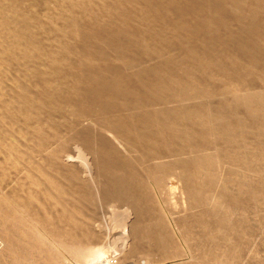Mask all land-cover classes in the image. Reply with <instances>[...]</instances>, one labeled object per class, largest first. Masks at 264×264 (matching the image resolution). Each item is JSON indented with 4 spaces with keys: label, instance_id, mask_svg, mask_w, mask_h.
<instances>
[{
    "label": "bare ground",
    "instance_id": "bare-ground-1",
    "mask_svg": "<svg viewBox=\"0 0 264 264\" xmlns=\"http://www.w3.org/2000/svg\"><path fill=\"white\" fill-rule=\"evenodd\" d=\"M221 3L228 9L227 0ZM198 4L201 9L196 13L194 8ZM236 10L233 11L237 13ZM185 15L194 16L191 19L197 26L182 25L180 18ZM210 15L212 0H0V181L10 172L15 175L21 172L30 188L39 189L40 181L46 190L63 195L65 185L62 187V180L59 183L50 177L51 165H61L63 173H69L76 163L82 164L86 167L84 174L95 177L92 174L101 170L102 163H120L119 166L129 169L127 181L144 189L145 198L153 197L146 202H152L161 211L162 197L173 180L182 189L179 193L185 196L180 199L182 208L200 205L205 209L204 218L213 221V206L217 214L228 212L229 217L225 216L228 226L238 222L239 214L229 215L230 207L229 211L223 209L227 198L237 206L239 197L217 190L227 183L233 188L236 185L237 189L242 188L243 183L229 175L237 161L229 158L225 164L218 165L212 130L214 122L225 127L228 134L221 140L230 152L240 143L247 144V139L236 137L241 122L234 116L233 121L230 117L227 122L212 115V88L208 87V82H203L205 79L199 81L192 76L193 68L188 69L189 75L184 69L187 65L171 68L173 61L166 59L150 74L141 69L142 64L149 63L150 57L164 59V55L182 52L183 40H188L192 49L194 43L199 42L200 34L211 36ZM155 26L170 30L176 49L162 48L161 40L156 45L162 52H154L155 47L151 50L146 45L144 34L148 36V30ZM179 29H183L181 37ZM131 32H135V37ZM123 37L124 41L129 38L125 46L120 45ZM192 53L194 63L200 54ZM209 67L211 64L204 65L205 69ZM81 126L84 127L71 138V128ZM128 153L127 157L123 156ZM130 162H134L133 165ZM56 169L57 174L62 173ZM117 171L111 172L114 180L121 178ZM30 173L38 179L37 183ZM84 176L77 178L85 181ZM258 189L252 194L253 198L264 200V189ZM43 192L42 199L47 200L44 203H52L50 193L44 189ZM80 196H76L78 201H81ZM34 197L28 194V198ZM0 200L4 204L5 199ZM31 201L38 206L39 213L30 208L23 212L10 207L8 220L12 223L6 228L0 226V264H63L65 260H60V250L74 261L84 257L89 264H113L111 259L100 256L103 251L101 254L96 251L102 246L93 231L88 232L89 225L81 226V222L74 219L76 214L70 212L71 215L67 207L50 219L53 205H48L49 208L39 205L38 198ZM167 210L170 209L166 206L165 216ZM79 238L84 243H80ZM182 243L187 244L185 240ZM231 244L233 248L232 241ZM97 257H102L101 263ZM115 263L122 264L121 260Z\"/></svg>",
    "mask_w": 264,
    "mask_h": 264
},
{
    "label": "rangeland",
    "instance_id": "rangeland-1",
    "mask_svg": "<svg viewBox=\"0 0 264 264\" xmlns=\"http://www.w3.org/2000/svg\"><path fill=\"white\" fill-rule=\"evenodd\" d=\"M221 2L222 0H212V16L210 15L212 19L211 36L199 33L200 36L198 38L200 40L198 43H194L195 47L192 49H190V44L187 43L188 40H183L185 48L182 52L173 51L175 54L170 53L168 56L164 55V59L160 57L154 60V57H150V60H148L149 63L142 64L144 67L141 69H144V71L150 74L166 61V59H171L173 61L171 68L174 66V68L177 69V66L181 64L187 65L188 68L184 69L187 70L189 75H191V73L188 69L193 68L192 76H195L199 81L205 79L203 82L206 84L208 82V87L212 88V115L216 118H220L219 120L227 119V122H230L228 120H231L232 116H234L241 122V128H237L240 132L236 134V137L238 139H247V144L244 145V143H240L238 147H233L230 152L223 147V141L221 140V138H226L228 134L225 127L214 122L212 130V143H214L213 146L217 149L215 157L218 159L216 161L218 165L221 166V163L229 158L230 160L236 159L238 162L235 161L234 168L232 167V169H230L229 175L234 177L237 182L239 180L240 183H243L242 188L237 189L239 187L238 185L233 188L228 185L230 183H227L226 185L228 186L225 185L224 188L217 190L222 191V194L225 193L223 190L226 192L229 191V193L231 192L235 197H239L237 206L232 205L231 200L227 198V205L224 206L223 210L229 211L231 209L229 215L234 214L237 216L239 214L240 220L228 226V221H225L227 220L225 216L229 217L227 215L228 212L225 214H217L216 212L218 210L216 207L212 206L213 221L204 218V214H206L205 209L200 205H190L188 208L187 205H184L182 208L180 199H185V196L179 193L182 189L180 190L178 188V183L173 180L169 182V188H166L165 195L162 197L163 204L159 199L160 202H158V204H162L161 211L160 208L151 201V203H147L150 199H153V197L150 196V199L145 198L144 189L141 190L138 184L132 183L130 180L127 181L129 179L127 170L129 169L119 166L120 163L118 162L120 161H114L118 164L102 163L101 170L96 174H92L95 177H92L90 174H84V172H86V167H83L82 164L77 165L76 163L74 168L71 169L72 171H69V173L67 171L65 172L66 174L63 173L62 170L64 167L61 165H51L50 177H53V179L57 180L59 183L61 182L60 180H62L63 182L60 183L62 187L65 185L63 187V195H59L56 191H52V189H50V191L47 189L50 193V201L52 200L53 204L51 202L50 204L44 203L47 202V200L44 198L42 199V194H44L43 189L46 192L47 190L31 173V179L33 181L35 180L34 182L36 183L37 181L40 183L41 187L39 189L30 188L31 185L23 181L21 172H16V175L15 172L8 173L5 179L0 181V198L2 197L5 199V201H3L4 204L0 200V226L2 228L10 226L12 223H10L11 220H8L10 216V207H16L17 210H22L23 212L30 208L39 213L40 209L31 201V199L35 200V198H38L39 205L44 204L48 208L53 205V207L50 208V211L53 212H50V219H52L56 213L61 212L62 208L67 207L69 213L76 214L74 219L76 217V220L81 222V226L88 227L89 225L87 228L88 232L91 233L93 231L92 233L99 239L100 246H102L101 248L98 246L96 251H101L100 253L98 252V254H101L103 251V255L101 254L100 256H102L103 259H111L113 264H116L115 262L117 260H121L122 264H264V200H262V198L256 200L252 196L255 191L259 190L258 187L264 189V0H231V3L230 0H227L228 9L222 7ZM235 5H237V7H235ZM229 6L231 7L229 8ZM237 8L238 10H236ZM199 9H201V7L198 4V7L196 6L194 10L196 13H199ZM233 10H236L238 14ZM232 14L234 16H231ZM183 17L180 18V23L184 26L186 25L187 28L194 27V25L198 24L191 19L194 16L185 15ZM120 26H114V28L120 30L122 27ZM151 28L152 29L148 30V36L145 33L146 35L144 34V37L148 42L146 45L149 46L151 50L153 47L156 48L152 51L162 52V49L158 46L160 40L162 48L166 47L169 50L177 48L176 45L173 44L174 40L170 38L169 29L167 30L165 27L159 26ZM183 29H179V37L183 36ZM131 34L135 37V32H131ZM126 41L129 42V38H126L124 41L123 37V40L120 39V45L125 46ZM204 44L206 46H204ZM154 52L151 53L153 54ZM192 52H198L200 54L194 59V63L191 61V57L193 56ZM138 61L141 60L139 59ZM206 64H211V67L205 69L204 65ZM225 106H227V108H225ZM83 127L84 126L71 128L69 136L73 138L75 134H77V131ZM216 138H218V141ZM214 139H216V141ZM124 155L127 157L129 153L123 154V156ZM70 159H73V156H70ZM62 163L66 165L64 162ZM130 163L132 164L134 162ZM248 167L250 168L248 169ZM56 168L60 169L59 171L62 173L57 174ZM52 170H55V172ZM114 171H117L121 178H123L122 181H120L121 178H116L117 182L115 184H113V182L116 180H114L115 178L111 175V172ZM81 175L86 176V178L85 176L83 177L85 181L80 180V182L78 180ZM224 176H228V174ZM183 181L186 184V180L184 179ZM82 183H84V185H82ZM97 185L100 187H97ZM149 185L151 186L152 184ZM114 187L117 192L113 190ZM29 188L30 190H27ZM79 192H82V195ZM88 192L92 194H88ZM110 192L114 194L111 195ZM30 193L35 197L28 198V194ZM78 194L79 196L81 195V198L83 197L85 202H83L84 200L81 198V201L77 200L76 196H78ZM114 196H117V199ZM56 201L58 202L56 203ZM91 201H93V203H91ZM62 203L64 206L61 205ZM72 203L74 204L72 205ZM69 204H71V206ZM72 206L74 208H72ZM164 206H167V209L171 210V213L170 210H167L168 213L166 216L164 214L166 212ZM55 207H57L59 211L55 209ZM215 213L219 217H216L217 215ZM59 214L60 213L57 215ZM93 227H96V229ZM79 239L80 243H84L81 241V238ZM184 240L187 243L186 245L182 243ZM86 241H88V239ZM231 241L235 245L233 248ZM106 245L108 246L106 247ZM229 247H231L232 250ZM117 249L118 252L120 250L119 253L116 252ZM58 253L59 257L61 255L60 260H65L63 264H89L84 257L76 258L74 261L72 257L68 254L66 255L61 250ZM115 254L117 256H115ZM118 257L120 259H118ZM101 259H97L98 262H100Z\"/></svg>",
    "mask_w": 264,
    "mask_h": 264
}]
</instances>
